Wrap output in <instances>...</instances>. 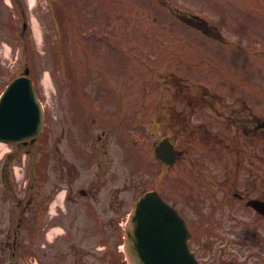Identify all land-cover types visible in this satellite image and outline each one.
I'll list each match as a JSON object with an SVG mask.
<instances>
[{
    "label": "rangeland",
    "instance_id": "374dc122",
    "mask_svg": "<svg viewBox=\"0 0 264 264\" xmlns=\"http://www.w3.org/2000/svg\"><path fill=\"white\" fill-rule=\"evenodd\" d=\"M19 1L17 9L23 11L22 18L18 16L17 9L12 7L11 0H0V50L3 51V56L0 55V88L16 73L15 71L22 69L24 62L29 64L30 75L45 106L48 136L55 137V141L61 142L65 147L68 140L60 141L58 138L60 121H65L62 126L68 130L67 136L79 138L82 147L87 144L86 134L92 133L94 139L102 128L109 129L111 142L115 147L122 136L116 125L107 122L118 120L119 115L109 114L114 111L127 115L130 122L124 120L121 131L129 139L136 138L137 108L143 105L147 107L145 111H150L153 104V72L143 65L149 64V68L152 66L153 54L157 51L156 45L166 48L169 44H185L186 37L193 39L192 42L195 44H190L192 53L183 64L191 71V79L194 82L199 81L200 74L215 82L221 81L220 76L211 73L214 69L209 67V63H212L223 73L240 74L250 69L253 78L260 74L255 81L258 84L256 89H264V60L261 59L264 58L262 57L264 53L249 51L241 54L227 47V44L238 42L252 50L256 48L250 47L249 44L264 45V36L261 33H264V0H189L192 3L202 1L208 8H220L222 18L218 23L223 25V29L236 28L243 32L223 33L228 38L227 41L220 38L221 33L218 34L214 40L221 44L219 47H215L218 45L215 41L210 44L209 40L198 44L201 41L193 36L196 34L194 32L192 35L183 36L177 32H167L166 27L165 33L149 32L139 38V15H144L145 20H151L149 12L152 9L139 7V0ZM61 7L65 8L63 14ZM66 8L70 10L69 14ZM106 15L110 18L108 19ZM207 18L211 20L209 13ZM23 22L26 24L24 32L21 30ZM36 24L40 27L39 38L34 29ZM140 24L146 26L145 22ZM91 29L95 33L94 36L92 33L89 35ZM249 30H252V33L256 31L258 35L254 36L252 42L249 40L251 38ZM83 33L85 35H82ZM104 33H112L108 43L104 41ZM109 44H118V47ZM119 44L125 47L126 53ZM206 44L208 45L202 52ZM137 55L143 61V65L134 60ZM245 56L253 60L254 64ZM233 58H239L245 63L243 70L225 62ZM13 64L15 65L12 67ZM254 66L256 71L253 70ZM223 79L233 87L232 82L235 80L224 77ZM99 108L107 112L103 113ZM93 118L96 122L92 124L91 129L86 134L80 131L78 124L87 123L88 120L91 122ZM145 128L144 138L147 139L150 136ZM128 147L134 148L132 145ZM11 148L8 145L0 146V166L3 164L1 153L9 152ZM12 153L15 154V159L9 168L12 172L10 177L14 178L13 186L10 190L0 185V264H10L5 241L12 240L14 231L20 234L18 239H21V243L25 242L24 226L17 225L19 221L13 207L18 206L19 200L22 202L24 200L23 177L28 167H25V155L21 150ZM35 167L38 169V165ZM22 207L23 205L20 206ZM180 207L188 216L193 215L192 210L183 202ZM9 233L11 237H8ZM19 258L22 260L23 257Z\"/></svg>",
    "mask_w": 264,
    "mask_h": 264
},
{
    "label": "flooded vegetation",
    "instance_id": "af4514ba",
    "mask_svg": "<svg viewBox=\"0 0 264 264\" xmlns=\"http://www.w3.org/2000/svg\"><path fill=\"white\" fill-rule=\"evenodd\" d=\"M169 80L168 87L163 91L157 88L153 96V147L167 136L178 156L171 165L155 158L151 169L145 170L139 137L133 159L126 152H107L108 143L98 136L101 142L94 148L96 152H60L58 147L52 165L55 174L49 179L47 166L42 169V188L48 196L40 204L46 205L62 193L56 197L55 215L50 218V223L58 226L57 253L51 264H125L120 247L123 225L136 197L147 189L158 192L162 171L167 176V188L162 192L175 198L177 170L183 167L189 176H203L208 161L216 168L212 181L219 188L225 187L235 200L219 203L228 210V216H189L190 240L200 231L205 237L201 249L208 250L211 244L207 237L230 225L225 232L227 238L215 249V257H201L204 264H264V216L247 204L250 198L264 200V119L255 112L254 91L238 94V90H232L229 95L221 89L177 85L171 76ZM161 122L166 125V133L160 137ZM256 140L263 145L262 154L256 150ZM31 145L26 149L30 154ZM25 178L27 183L31 177ZM186 202L193 205V197ZM31 203L28 200L25 206L27 220L41 214L47 222L45 206L33 210ZM239 208L242 217L235 216ZM193 250L198 253V249Z\"/></svg>",
    "mask_w": 264,
    "mask_h": 264
},
{
    "label": "water",
    "instance_id": "95a60500",
    "mask_svg": "<svg viewBox=\"0 0 264 264\" xmlns=\"http://www.w3.org/2000/svg\"><path fill=\"white\" fill-rule=\"evenodd\" d=\"M29 81L15 78L3 93L0 139L17 141L39 132L41 109ZM256 207L264 212V205ZM130 215L126 225L129 264H198L188 250L183 219L156 193L141 196Z\"/></svg>",
    "mask_w": 264,
    "mask_h": 264
},
{
    "label": "bare ground",
    "instance_id": "6f19581e",
    "mask_svg": "<svg viewBox=\"0 0 264 264\" xmlns=\"http://www.w3.org/2000/svg\"><path fill=\"white\" fill-rule=\"evenodd\" d=\"M40 27H39V25L38 24H36L35 25V31H36V33H37V35H38V38L41 36V34H40V29H39ZM48 80H49V75L47 74L46 75V82H47V85H48ZM0 146H4V145H2L1 143H0Z\"/></svg>",
    "mask_w": 264,
    "mask_h": 264
}]
</instances>
